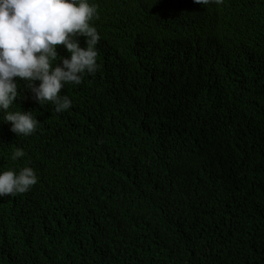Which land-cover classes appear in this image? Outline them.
Masks as SVG:
<instances>
[{
	"label": "trees",
	"instance_id": "1",
	"mask_svg": "<svg viewBox=\"0 0 264 264\" xmlns=\"http://www.w3.org/2000/svg\"><path fill=\"white\" fill-rule=\"evenodd\" d=\"M186 1L90 0L100 67L62 113L18 83L40 123L0 111V172L38 183L0 198V264H264V0Z\"/></svg>",
	"mask_w": 264,
	"mask_h": 264
},
{
	"label": "clouds",
	"instance_id": "2",
	"mask_svg": "<svg viewBox=\"0 0 264 264\" xmlns=\"http://www.w3.org/2000/svg\"><path fill=\"white\" fill-rule=\"evenodd\" d=\"M224 3L193 0L189 4L205 7ZM94 19H99L98 5L90 0H0V111L3 123H9L16 136H31L40 123L33 110L9 111L24 96L19 82L41 106L51 102L55 112L62 113L73 104L69 96L61 94L62 89L68 84L80 85L85 74L97 72L101 37ZM62 47L67 56L58 54ZM57 60L59 63H54ZM24 156V150L17 148L12 159ZM37 183L30 166L18 172H0V198L27 193Z\"/></svg>",
	"mask_w": 264,
	"mask_h": 264
}]
</instances>
